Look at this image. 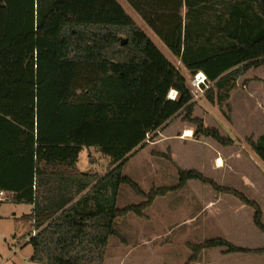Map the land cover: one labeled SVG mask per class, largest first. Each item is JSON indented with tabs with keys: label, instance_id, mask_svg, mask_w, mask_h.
Listing matches in <instances>:
<instances>
[{
	"label": "trees",
	"instance_id": "trees-1",
	"mask_svg": "<svg viewBox=\"0 0 264 264\" xmlns=\"http://www.w3.org/2000/svg\"><path fill=\"white\" fill-rule=\"evenodd\" d=\"M126 1L192 75L205 74L211 105L222 107L238 79L264 64V0ZM193 100L185 76L117 0H0V123L14 132L0 138V190L13 203L34 205L30 261L105 264L118 218L142 217L157 197L190 181L253 207L264 233L256 203L197 170L177 166L176 186L148 193L124 174L149 135L181 115L194 134L233 143L194 116ZM247 142L264 163V134ZM85 147L109 160L106 174L79 169ZM18 160L31 166L10 188L1 172ZM122 185L145 201L118 208ZM189 247L191 260L217 248L264 254L221 238Z\"/></svg>",
	"mask_w": 264,
	"mask_h": 264
},
{
	"label": "rangeland",
	"instance_id": "rangeland-1",
	"mask_svg": "<svg viewBox=\"0 0 264 264\" xmlns=\"http://www.w3.org/2000/svg\"><path fill=\"white\" fill-rule=\"evenodd\" d=\"M117 1L185 76L197 106L194 116L203 119L207 128L218 129L224 137L233 140L231 145L223 146L211 137L196 135V127L183 122L181 115L177 127L184 126L185 129L176 133V130L163 128L150 134L146 146L126 162L124 174L148 193L153 188L176 186L179 181L177 166L197 170L218 185L233 188L256 203L262 210L264 223V163L247 142L248 139L257 140L263 132L264 113L259 117L254 115L256 126L252 129V124L247 126L245 123L244 113L233 114L229 100L222 107L207 103L201 106L200 101L207 99L205 94L195 99V88L191 84L195 75L169 51L126 0ZM246 75L264 77V64ZM247 83L241 80V90L245 91ZM236 89H239L238 81L233 91ZM176 94L172 91L169 98H175ZM8 124L4 120L0 123L2 139L14 133ZM190 128L193 134L185 138L184 134ZM171 134L176 135L172 138L169 137ZM26 164L31 166V161H14L9 170L1 172L8 187L22 183V177L18 175L23 173L21 170L28 169ZM109 168V160L98 149L83 148L79 159L81 171L104 175ZM11 200L12 197L0 203V264H30L25 258L32 247L24 245L33 230V222L27 216L30 204H17ZM144 201L130 186L122 185L117 207L139 205ZM254 216L255 209L243 204L236 196L217 193L210 185L190 181L178 192L157 197L142 217L129 214L118 218L117 236L109 239L105 264H264V254L228 253L225 248L204 250L191 260L193 252L189 246L210 239H225L248 250L264 248V233L255 226Z\"/></svg>",
	"mask_w": 264,
	"mask_h": 264
},
{
	"label": "crops",
	"instance_id": "crops-1",
	"mask_svg": "<svg viewBox=\"0 0 264 264\" xmlns=\"http://www.w3.org/2000/svg\"><path fill=\"white\" fill-rule=\"evenodd\" d=\"M184 12H185V10H184ZM201 73H203V72H201ZM256 78L260 79V80H264V77H260V76H253V77H250L248 75L242 76V78H240L238 80L239 89H236L235 91H233L231 96H230V99H229V104H231V106L233 108V114L236 115L239 113H244L245 123L247 124V126L249 124L250 125L252 124L251 125L252 129L256 126V124L253 122L254 115L257 114L259 117L260 114L264 113V81L253 80ZM241 80L243 82H246V81L248 82L247 86H245V91L241 90V86L239 84L241 82ZM211 86H212V84H210V87ZM200 102H201V106L205 105L206 103L208 105H210V103L207 100L206 101L201 100ZM196 107L197 106H195V109H196ZM232 121H234V118L232 119ZM177 123H178V120L170 122L167 126H165L166 130L167 131H175L176 130L177 131L176 133H179V131H181L182 129H185V128H183L184 126L177 127ZM263 127H264V125H263ZM188 130L191 131V128ZM263 134H264V128H263V132L259 135V137ZM174 135H176V134H171V136H169V137L173 138V137H175ZM181 140H187V139L182 138ZM29 208H30V210H29V213H27V216L30 218L31 214L34 211V205H29ZM13 217H16V214H13ZM31 233L32 234H30V236L24 241V245H29L28 241L30 240L31 235H35V231L31 232ZM32 252H33V250L31 249L29 256L25 258L27 260L26 262H28V263L30 262V264H40V263L30 261V257L32 255Z\"/></svg>",
	"mask_w": 264,
	"mask_h": 264
},
{
	"label": "built area",
	"instance_id": "built-area-1",
	"mask_svg": "<svg viewBox=\"0 0 264 264\" xmlns=\"http://www.w3.org/2000/svg\"><path fill=\"white\" fill-rule=\"evenodd\" d=\"M191 84L195 88V99H199L200 97H202L210 88V83L207 81L206 76L201 72L195 74L191 81ZM10 196L11 195L6 191L0 190V203L8 201Z\"/></svg>",
	"mask_w": 264,
	"mask_h": 264
},
{
	"label": "bare ground",
	"instance_id": "bare-ground-1",
	"mask_svg": "<svg viewBox=\"0 0 264 264\" xmlns=\"http://www.w3.org/2000/svg\"><path fill=\"white\" fill-rule=\"evenodd\" d=\"M192 134H193L192 131L187 130L186 133L184 134V137H185V138H187V137H191ZM219 165H220V166L222 165V161H221V159L219 160Z\"/></svg>",
	"mask_w": 264,
	"mask_h": 264
},
{
	"label": "water",
	"instance_id": "water-1",
	"mask_svg": "<svg viewBox=\"0 0 264 264\" xmlns=\"http://www.w3.org/2000/svg\"><path fill=\"white\" fill-rule=\"evenodd\" d=\"M256 199H257V200H259V198H258V197H257Z\"/></svg>",
	"mask_w": 264,
	"mask_h": 264
}]
</instances>
